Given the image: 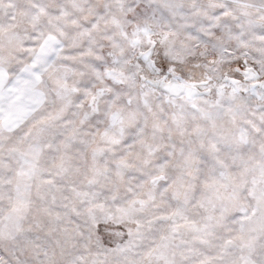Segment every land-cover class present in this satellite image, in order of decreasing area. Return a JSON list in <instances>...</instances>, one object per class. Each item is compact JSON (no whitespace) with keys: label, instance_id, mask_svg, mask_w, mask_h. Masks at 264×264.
Listing matches in <instances>:
<instances>
[{"label":"snow or ice","instance_id":"6c2138e0","mask_svg":"<svg viewBox=\"0 0 264 264\" xmlns=\"http://www.w3.org/2000/svg\"><path fill=\"white\" fill-rule=\"evenodd\" d=\"M0 264H264V0H0Z\"/></svg>","mask_w":264,"mask_h":264}]
</instances>
